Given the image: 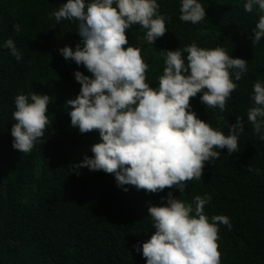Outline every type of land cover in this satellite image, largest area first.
Wrapping results in <instances>:
<instances>
[{
    "label": "trees",
    "instance_id": "16d2710c",
    "mask_svg": "<svg viewBox=\"0 0 264 264\" xmlns=\"http://www.w3.org/2000/svg\"><path fill=\"white\" fill-rule=\"evenodd\" d=\"M66 2L0 0V264H146L137 248L155 232L148 207L165 204L161 197L169 191L186 202L207 194L209 219L229 217L231 229L219 225L221 264H264V141L247 120L254 83H264V38L252 44L264 13L258 6L246 12V0H198L206 18L192 24L179 19L181 0H157L160 13L171 17L163 37L149 44L139 25L126 30L129 44L141 49L149 65L148 83L153 87L163 74L161 50L193 41L203 48L223 47L233 58L247 61L242 78L235 81L233 76L238 87L224 111L206 108L199 95L191 99V110L225 135L228 126L242 118L240 151L228 155L226 148L221 150L218 159L206 164L202 178L189 182L183 193L165 189L153 194L118 186L114 175L103 171L74 170L73 164L92 156L91 146L100 137L98 131L81 134L71 126L67 101L81 87L74 72L90 73L59 52L65 45L75 50L81 39L76 22L57 24L50 15ZM14 24L20 25L19 33ZM9 38L21 53L19 61L3 47ZM32 91L52 97V123L43 143L21 153L12 146L14 99Z\"/></svg>",
    "mask_w": 264,
    "mask_h": 264
},
{
    "label": "clouds",
    "instance_id": "9594fccd",
    "mask_svg": "<svg viewBox=\"0 0 264 264\" xmlns=\"http://www.w3.org/2000/svg\"><path fill=\"white\" fill-rule=\"evenodd\" d=\"M258 6L264 13V0H246L251 13ZM157 0H67L50 15L57 24L74 21L80 42L75 50L59 49L65 60L83 66L90 75L75 71L80 91L68 113L71 126L81 134L98 131L100 142L91 146L92 156L73 164L74 170L87 167L114 175L118 186L131 185L146 193L176 189L183 193L189 182L200 180L206 164L219 158L221 150L238 153L244 121L237 117L227 135L201 120L191 110V99L199 95L206 108L226 109L227 101L247 72V61L233 58L223 47L203 48L195 41L183 48L161 50L163 74L158 85L148 83L149 65L141 49L129 44L126 30L139 25L145 39L155 44L168 31ZM206 18L198 0H181L182 22L198 24ZM17 33L20 25H13ZM252 44L264 38V14L253 30ZM3 47L16 60L22 58L13 39ZM186 54V56H185ZM253 106L247 120L264 141V83L253 86ZM52 97L34 91L18 94L11 127L12 146L30 153L43 143L49 129V104ZM247 170L253 171L248 165ZM259 174L260 170H255ZM124 188V191H127ZM165 204L149 206L155 232L138 247L146 264H221L219 225L231 229L229 217L213 215L205 206L211 197L196 195L186 202L169 191Z\"/></svg>",
    "mask_w": 264,
    "mask_h": 264
}]
</instances>
